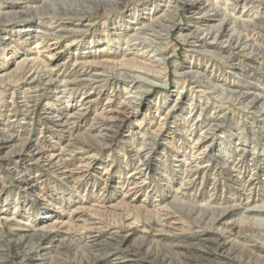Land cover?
Returning <instances> with one entry per match:
<instances>
[{"label": "rangeland", "instance_id": "rangeland-1", "mask_svg": "<svg viewBox=\"0 0 264 264\" xmlns=\"http://www.w3.org/2000/svg\"><path fill=\"white\" fill-rule=\"evenodd\" d=\"M208 2L264 19V0ZM103 3L0 0V131L18 139L0 141V264H264L263 216L245 210L264 205V111L206 82L264 95V57L186 45L202 16L177 9L165 64L132 83L114 65L156 55L128 36L181 0ZM239 30L264 45V20Z\"/></svg>", "mask_w": 264, "mask_h": 264}, {"label": "bare ground", "instance_id": "bare-ground-1", "mask_svg": "<svg viewBox=\"0 0 264 264\" xmlns=\"http://www.w3.org/2000/svg\"><path fill=\"white\" fill-rule=\"evenodd\" d=\"M104 3L100 4V6L104 5H116L119 0H103ZM42 5V4H41ZM47 3L43 2V7L48 9ZM177 9H184L187 13L191 16H202L200 19L199 24L194 25L192 29L188 32L180 34L181 40L188 46L191 44L198 47L199 50L203 52H208L206 49L207 44L212 43H223L227 45L230 49L237 51H246L250 50L247 54L252 53L253 51L259 53L264 57V45L253 43L251 37L243 34L239 28L250 29V26L253 28H258L262 24L263 18L258 19L254 23L246 22L240 18H234L230 14L226 13L223 10L217 9L212 3H209L208 0H181V3H178L176 7L173 8H166L163 12L158 14L155 21H151L147 24H143L141 26H136V31H133L128 38L131 40L132 45H139L141 44L144 50H149V52L154 53L156 56L152 59L149 57V60L146 61H132V60H125L129 64H121L114 65V75L122 76L128 78L132 83L138 82H146L150 80V77L154 76L157 72V67L159 68L160 65H164L166 58H165V51L164 49H160L161 46V39L163 36L167 37L170 35L172 31L175 29L174 24V14L176 13ZM36 6H32L29 8L25 6L23 9L24 14H38L36 13ZM44 10V9H43ZM42 10V11H43ZM46 10V9H45ZM53 10V9H52ZM47 11V10H46ZM56 14V13H55ZM222 14V15H221ZM220 17V18H219ZM218 19L216 24H209L211 20ZM209 22V23H208ZM72 31L73 29L68 27H63L57 31H52L50 34H47L48 31H44L49 37L52 39L59 38L65 32ZM179 30V29H178ZM128 39V40H129ZM166 39V38H165ZM128 45V44H127ZM32 48V47H31ZM34 48V47H33ZM164 51V52H163ZM162 55V56H160ZM224 58H228L230 56H222ZM53 56L49 57V60H52ZM53 62H48L44 65L40 66H32L28 69L27 75L30 79H46L49 78V69L52 67ZM127 65H130L127 66ZM14 71H17L15 68ZM183 75H190L193 78H199L201 73L195 70H184L179 72ZM112 74V75H113ZM208 86H211L213 89L215 88L216 92L221 94H227L229 97L233 98L234 101L238 102L239 104H243V107L246 108H259L264 111V95L261 93L250 92L247 90H226L223 87L215 86L208 81ZM263 108V109H262ZM264 114V113H263ZM98 123V122H97ZM61 125H66L65 121L61 123ZM100 126L104 125V122L101 120L98 124ZM18 139L14 135H3L0 131V141L1 143L7 146H14L13 144ZM30 141H24L20 143V146L30 147ZM72 146V145H71ZM32 152L38 154L37 157L45 156L43 148H37L35 146H31ZM66 147V146H65ZM150 149V148H147ZM139 151H143L139 149ZM53 156V154L51 155ZM55 161H59L58 155L53 156ZM61 161V160H60ZM187 171L190 168L186 169ZM247 213H251L254 216L262 215L263 219L259 221L264 222V205H256L254 207L246 208ZM246 219H251L250 216H246ZM256 218V217H255ZM260 218V217H258ZM257 218V219H258ZM251 221V220H250ZM256 221V220H255ZM249 239V237H247ZM229 256V255H228ZM230 258V257H228ZM231 259V258H230Z\"/></svg>", "mask_w": 264, "mask_h": 264}]
</instances>
